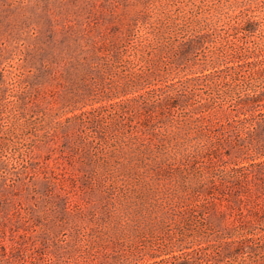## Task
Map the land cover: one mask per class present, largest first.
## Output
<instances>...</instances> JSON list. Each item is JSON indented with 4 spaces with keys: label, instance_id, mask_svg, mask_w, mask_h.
Masks as SVG:
<instances>
[{
    "label": "rangeland",
    "instance_id": "374dc122",
    "mask_svg": "<svg viewBox=\"0 0 264 264\" xmlns=\"http://www.w3.org/2000/svg\"><path fill=\"white\" fill-rule=\"evenodd\" d=\"M0 264H264V0H0Z\"/></svg>",
    "mask_w": 264,
    "mask_h": 264
}]
</instances>
